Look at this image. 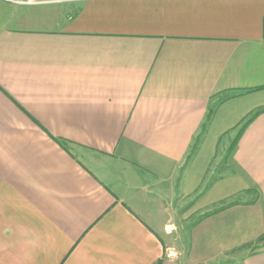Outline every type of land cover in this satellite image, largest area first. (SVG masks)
I'll use <instances>...</instances> for the list:
<instances>
[{
  "label": "crops",
  "instance_id": "obj_1",
  "mask_svg": "<svg viewBox=\"0 0 264 264\" xmlns=\"http://www.w3.org/2000/svg\"><path fill=\"white\" fill-rule=\"evenodd\" d=\"M263 37L264 0H0V264H162L178 199L230 205L187 264H264Z\"/></svg>",
  "mask_w": 264,
  "mask_h": 264
},
{
  "label": "rangeland",
  "instance_id": "obj_2",
  "mask_svg": "<svg viewBox=\"0 0 264 264\" xmlns=\"http://www.w3.org/2000/svg\"><path fill=\"white\" fill-rule=\"evenodd\" d=\"M229 155V153L227 154ZM213 170L212 178H218L225 174V165L220 161ZM193 199H180L173 202V231L166 242L170 247L163 258L162 264H187V252L189 249L190 230L200 219L201 214H192Z\"/></svg>",
  "mask_w": 264,
  "mask_h": 264
},
{
  "label": "trees",
  "instance_id": "obj_3",
  "mask_svg": "<svg viewBox=\"0 0 264 264\" xmlns=\"http://www.w3.org/2000/svg\"><path fill=\"white\" fill-rule=\"evenodd\" d=\"M262 112H264V110H260L256 113H254L249 121H252L253 119H255L259 114H261ZM212 113L213 112H210V114L208 115L207 119H206V124L211 120V117H212ZM203 134H200L198 137L195 138L194 140V144L192 145L191 149H190V153L188 155V161L195 155V153L197 152L198 150V146H199V143L201 141V138H202ZM230 205H227V206H224V207H218V208H215L214 210L210 211L209 213L203 215V217L201 218H205V217H208L209 215L211 214H215L217 212H220V211H223L225 209H227Z\"/></svg>",
  "mask_w": 264,
  "mask_h": 264
},
{
  "label": "built area",
  "instance_id": "obj_4",
  "mask_svg": "<svg viewBox=\"0 0 264 264\" xmlns=\"http://www.w3.org/2000/svg\"><path fill=\"white\" fill-rule=\"evenodd\" d=\"M3 1L15 3L18 5L37 6V5H45V4L62 3L64 0H3Z\"/></svg>",
  "mask_w": 264,
  "mask_h": 264
}]
</instances>
